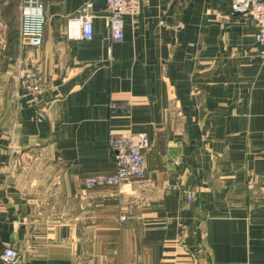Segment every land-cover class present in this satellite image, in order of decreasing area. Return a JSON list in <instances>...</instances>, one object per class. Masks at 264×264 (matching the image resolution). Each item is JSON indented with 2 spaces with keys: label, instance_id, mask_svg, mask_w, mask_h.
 <instances>
[{
  "label": "crops",
  "instance_id": "crops-1",
  "mask_svg": "<svg viewBox=\"0 0 264 264\" xmlns=\"http://www.w3.org/2000/svg\"><path fill=\"white\" fill-rule=\"evenodd\" d=\"M42 45L0 0V264H264V61L231 0H150L112 44L105 0H41ZM93 4V37L67 22ZM179 24V28H175ZM46 83L44 119L21 75ZM112 106L114 107L112 110ZM115 113H112V112ZM143 134L118 194L110 135Z\"/></svg>",
  "mask_w": 264,
  "mask_h": 264
},
{
  "label": "built area",
  "instance_id": "built-area-1",
  "mask_svg": "<svg viewBox=\"0 0 264 264\" xmlns=\"http://www.w3.org/2000/svg\"><path fill=\"white\" fill-rule=\"evenodd\" d=\"M150 0H105L106 21L109 28V39L112 44H121L124 40V18H137L141 8ZM164 1V0H159ZM21 22L19 41L22 47L38 49L43 42L45 26L44 7L41 0H20ZM233 13L248 16L255 26L254 43L258 58L264 61V0H231ZM93 4L86 3L67 22V36L90 40L93 37ZM177 24L175 28H179ZM75 30V32H74ZM24 96L29 98L38 110V117L44 119L48 102L43 101L46 83L37 71L28 70L21 75ZM112 106V110H113ZM112 113H115L114 111ZM110 147L114 153L115 171L112 175L89 177L85 187H115L118 194H123L127 187L142 181L146 174L144 151L148 141L143 134L110 135ZM19 254L15 250L6 249L1 256L4 264H16Z\"/></svg>",
  "mask_w": 264,
  "mask_h": 264
},
{
  "label": "bare ground",
  "instance_id": "bare-ground-1",
  "mask_svg": "<svg viewBox=\"0 0 264 264\" xmlns=\"http://www.w3.org/2000/svg\"><path fill=\"white\" fill-rule=\"evenodd\" d=\"M74 32H75V30H74Z\"/></svg>",
  "mask_w": 264,
  "mask_h": 264
}]
</instances>
